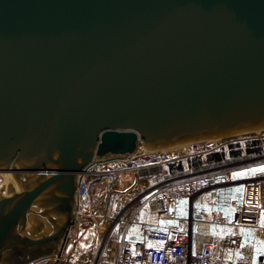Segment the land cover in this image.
Masks as SVG:
<instances>
[{
    "label": "water",
    "instance_id": "obj_1",
    "mask_svg": "<svg viewBox=\"0 0 264 264\" xmlns=\"http://www.w3.org/2000/svg\"><path fill=\"white\" fill-rule=\"evenodd\" d=\"M264 130V0H0V264L59 257L91 164Z\"/></svg>",
    "mask_w": 264,
    "mask_h": 264
},
{
    "label": "built area",
    "instance_id": "obj_2",
    "mask_svg": "<svg viewBox=\"0 0 264 264\" xmlns=\"http://www.w3.org/2000/svg\"><path fill=\"white\" fill-rule=\"evenodd\" d=\"M233 140L192 142L91 164L81 173L78 212L66 244L79 218L80 198L91 184L122 176L131 179L130 185L110 184L100 212L90 217L99 232L95 259L87 254L79 261L264 264V157L254 163L222 159L212 167L165 174L167 165L221 153ZM66 244L56 262L65 258Z\"/></svg>",
    "mask_w": 264,
    "mask_h": 264
},
{
    "label": "rangeland",
    "instance_id": "obj_3",
    "mask_svg": "<svg viewBox=\"0 0 264 264\" xmlns=\"http://www.w3.org/2000/svg\"><path fill=\"white\" fill-rule=\"evenodd\" d=\"M264 138V130L260 133H249L243 135H237L233 137L232 143H239L241 147L243 146L244 141L249 140H261ZM223 142V140H221ZM226 151V148H224ZM141 152V151H138ZM136 152V153H138ZM227 153V152H225ZM236 161H244L239 159ZM184 166L186 162H183ZM130 178L119 176L115 180L109 183V180H103L100 182H95L91 184L86 195L80 198L81 207L79 209V218L72 229L75 227L78 228L77 233L70 238L66 244L64 257L62 260L56 262L55 256H48L42 259H39L30 264H85L83 261H79V256L89 254L91 257V262L95 259L100 243H99V232H97L94 224L90 220V217L94 214L100 212V205L104 198L106 189L112 184L115 188H126L130 185ZM3 179L0 178V192L2 191ZM91 249V250H90ZM78 257V258H77ZM65 261V262H64ZM44 262V263H43Z\"/></svg>",
    "mask_w": 264,
    "mask_h": 264
},
{
    "label": "trees",
    "instance_id": "obj_4",
    "mask_svg": "<svg viewBox=\"0 0 264 264\" xmlns=\"http://www.w3.org/2000/svg\"><path fill=\"white\" fill-rule=\"evenodd\" d=\"M227 152V153H225ZM264 157V138L261 140L244 141L241 147L239 143H231L226 147V151L221 153H210L204 158L195 157L188 159L186 165L177 162L165 167V174H177L182 171L199 170L218 165L222 159L226 162H234L236 160H249L248 163H254Z\"/></svg>",
    "mask_w": 264,
    "mask_h": 264
},
{
    "label": "bare ground",
    "instance_id": "obj_5",
    "mask_svg": "<svg viewBox=\"0 0 264 264\" xmlns=\"http://www.w3.org/2000/svg\"><path fill=\"white\" fill-rule=\"evenodd\" d=\"M261 130H257L254 133H260ZM164 149H173L172 147L169 148H164ZM141 152H150V151H155V150H140ZM135 154V153H134ZM133 155V154H132ZM127 156H131V155H124V156H120V157H127ZM0 178L3 179V183H2V191L0 192V195L4 196L7 195L8 192L13 189L14 191L17 190V185L11 175V173L9 171H1L0 172ZM78 228L75 227V229L73 230V233H71V238H73V236L77 233ZM91 250V249H90ZM48 258V257H47ZM78 258V257H77ZM45 259V258H44ZM65 262V261H64ZM44 263V262H43Z\"/></svg>",
    "mask_w": 264,
    "mask_h": 264
},
{
    "label": "snow or ice",
    "instance_id": "obj_6",
    "mask_svg": "<svg viewBox=\"0 0 264 264\" xmlns=\"http://www.w3.org/2000/svg\"><path fill=\"white\" fill-rule=\"evenodd\" d=\"M252 171H256L255 169H253ZM261 171H264V169H261ZM236 176H239L241 175L240 173H236L235 174ZM261 220H262V226H264V213L261 214ZM151 247V246H149Z\"/></svg>",
    "mask_w": 264,
    "mask_h": 264
}]
</instances>
